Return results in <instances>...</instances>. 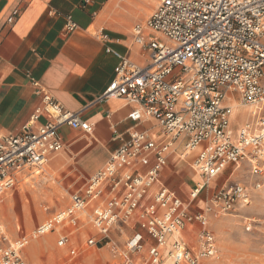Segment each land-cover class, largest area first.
Instances as JSON below:
<instances>
[{
	"label": "built area",
	"instance_id": "1",
	"mask_svg": "<svg viewBox=\"0 0 264 264\" xmlns=\"http://www.w3.org/2000/svg\"><path fill=\"white\" fill-rule=\"evenodd\" d=\"M15 9L12 24L20 15ZM66 34L79 29L66 16ZM134 43L147 59L138 64L117 51L115 76L95 99H123L134 106V122L152 120L159 139L149 131L132 130L104 168L94 174L70 205L13 240L0 223V264H29L26 249L32 241L58 234L57 246L71 258L81 251L76 233L97 232L85 245L112 248L122 264H201L213 260L217 242L210 219L250 204L264 188V0H158L152 14L133 28ZM38 87V84L35 83ZM41 106L18 134L0 131V198L13 190L27 170H41L64 150L59 131L70 127L91 134L92 123L66 110L50 93L38 88ZM229 96L250 109L248 119L234 128ZM44 119V121H42ZM235 122V121H234ZM182 146L201 176L188 202L167 187L146 200L161 179L171 154ZM258 179L251 185H223L193 211L196 202L224 173L243 165ZM146 169V170H145ZM135 221L140 232L127 238L121 250L113 231L123 233ZM197 224L196 245L177 232ZM58 228L60 230H58ZM169 243V245H168Z\"/></svg>",
	"mask_w": 264,
	"mask_h": 264
},
{
	"label": "crops",
	"instance_id": "2",
	"mask_svg": "<svg viewBox=\"0 0 264 264\" xmlns=\"http://www.w3.org/2000/svg\"><path fill=\"white\" fill-rule=\"evenodd\" d=\"M157 3L158 0H0V131L20 133L41 106L42 95L36 93L37 89L50 93L66 110L79 113L94 126L91 134L68 126L61 128L64 152L52 157L48 164L51 171L65 164L83 182L106 166L132 130L149 131L159 139L156 123L132 121L129 115L134 106L123 99L95 102L113 80L119 63L109 49L138 64L147 62L132 32L135 25L148 19ZM15 9L21 13L10 24L8 19ZM68 15L79 29L66 34ZM177 147L147 203L160 187H167L179 197L175 191L184 190L189 182L193 187L201 183L192 166L196 153L182 159V146ZM195 227L189 225L181 237L190 241L189 233Z\"/></svg>",
	"mask_w": 264,
	"mask_h": 264
},
{
	"label": "rangeland",
	"instance_id": "3",
	"mask_svg": "<svg viewBox=\"0 0 264 264\" xmlns=\"http://www.w3.org/2000/svg\"><path fill=\"white\" fill-rule=\"evenodd\" d=\"M228 99L230 103L236 100L232 96ZM237 118L234 128L248 119L247 116H242V110L238 112ZM48 164L49 162L41 170L31 169L24 173L29 178L25 191L19 186L22 177L20 176L15 188L0 198V223L13 240L28 235L37 225L67 208L71 197L82 192L88 182L81 181L75 171L67 169L65 164L53 171L49 169ZM257 179L251 174L248 164L236 171L230 168L220 179L211 183V188L209 187L198 199L193 211L203 208L206 198L223 185L238 182L251 186ZM160 181L161 179L157 185ZM188 184L190 185L184 190L175 191L184 202L189 201L193 187L192 182ZM135 221L129 227H125L123 233L113 231L111 235L121 250L125 249L127 238L135 232H140L138 225L132 229ZM195 226L196 229L189 233L191 240L185 239L191 247L196 245V234L199 230V226L197 224ZM210 228L215 235L218 252L216 258L204 260L201 264H264V188L253 193L247 207L228 215L212 216ZM96 234L97 232L90 227L80 228L76 238L81 251L76 258H71L67 249L57 246V233L33 242L26 250V258L29 264H122V257L118 255L115 257L112 248L102 246L89 248L85 245L87 238Z\"/></svg>",
	"mask_w": 264,
	"mask_h": 264
},
{
	"label": "bare ground",
	"instance_id": "4",
	"mask_svg": "<svg viewBox=\"0 0 264 264\" xmlns=\"http://www.w3.org/2000/svg\"><path fill=\"white\" fill-rule=\"evenodd\" d=\"M229 97H230V96H229ZM228 103H229L231 106H233V108H234V113H233V115H232V119H233L235 122L238 121L237 115H238V112H239L240 110H242V116H248V114H249V112H250V109H249V108L240 105L241 103L239 104L238 102H236V100H235V101H232V103H230V102H228ZM234 121H233V124L235 123ZM190 154H192V153H190ZM48 162H49V161H48ZM192 166H193L194 170L198 172V170L195 168L194 164H193ZM198 173H199V172H198ZM21 176H22V177H21V181L19 182V186L21 187V189H22L23 191H25L26 185L29 183V178H27V174H22ZM200 177H201V176H200ZM19 179H20V178H19ZM201 181H202V180H201ZM213 182H214V181H213ZM213 182H211V183H213ZM210 185H211V184H210ZM184 231H185V230L179 231V232H177L175 235H173V236L170 238L169 243H170L171 241H173L175 238H177V236H181V235L183 234ZM39 240H40V239H39ZM36 241H38V239L35 240V241H32V242L30 243V245H31L33 242H36ZM169 243H168V245H169ZM30 245L27 247V249L30 247ZM27 249H26V250H27ZM163 264H172V261H171V259L165 257V259H164V263H163Z\"/></svg>",
	"mask_w": 264,
	"mask_h": 264
}]
</instances>
